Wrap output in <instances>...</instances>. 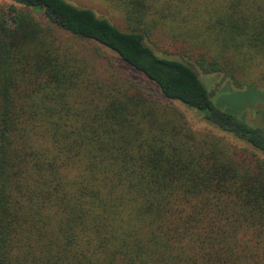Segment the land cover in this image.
<instances>
[{"label": "trees", "instance_id": "16d2710c", "mask_svg": "<svg viewBox=\"0 0 264 264\" xmlns=\"http://www.w3.org/2000/svg\"><path fill=\"white\" fill-rule=\"evenodd\" d=\"M7 1L0 264H264V128L213 105L194 70L264 88V0H95L125 30L66 0ZM153 36L189 62L158 56Z\"/></svg>", "mask_w": 264, "mask_h": 264}, {"label": "rangeland", "instance_id": "374dc122", "mask_svg": "<svg viewBox=\"0 0 264 264\" xmlns=\"http://www.w3.org/2000/svg\"><path fill=\"white\" fill-rule=\"evenodd\" d=\"M79 7L91 8L99 17L108 19L113 25L121 30H125L123 22L117 16L108 11L100 2L95 0H66ZM10 4L7 0H0V9H6ZM39 16V15H38ZM40 17V16H39ZM45 22V19H42ZM154 42L157 44L154 47L155 52L160 57H167L172 59L186 58L179 55V48L169 40L161 36H153ZM83 45V46H82ZM95 47V45L92 44ZM81 48L90 52L92 47L88 43L81 44ZM103 52V49H102ZM105 54L109 55L118 66L119 69L123 68V72L132 80L136 81L139 88L146 94L162 101L163 103L169 104L173 107L178 108L185 116L192 131L201 135H215L218 136L226 143L234 145L243 154H240L237 150V155L234 158L237 161L245 160L249 158L251 148L244 144L242 141L232 138L215 128H212L206 124L200 114L195 110L188 109L184 105L177 101L168 100L163 97L154 86L153 83L149 82L144 76L135 73L122 63H118L117 58L111 52L104 51ZM93 59L96 72L102 74L106 70V66L103 65L101 60ZM189 62V61H188ZM194 68V67H193ZM196 75L202 82L206 90L211 93L210 100L217 108L229 113L237 118L244 121L245 124L252 128H264V88L261 87H246L243 89L234 88L228 81L223 80L221 76L214 74H203L197 68H194ZM201 113V112H200Z\"/></svg>", "mask_w": 264, "mask_h": 264}]
</instances>
